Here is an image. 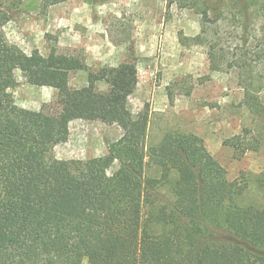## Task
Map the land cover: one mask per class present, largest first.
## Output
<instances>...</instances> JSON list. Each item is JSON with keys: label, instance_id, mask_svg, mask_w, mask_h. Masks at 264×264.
<instances>
[{"label": "trees", "instance_id": "trees-1", "mask_svg": "<svg viewBox=\"0 0 264 264\" xmlns=\"http://www.w3.org/2000/svg\"><path fill=\"white\" fill-rule=\"evenodd\" d=\"M228 1L182 4L202 15L200 34L184 43L208 44V27ZM60 2L43 0L46 7ZM10 21L0 1V264H264V209L239 204L245 186L228 179L198 136L168 134L146 151L143 128L130 125L110 149V164L119 162L114 173L58 161L55 148L72 121L129 125L136 64L90 72L88 85L73 89L71 76L87 69L84 61L56 50L27 54L8 41ZM18 72L58 91L57 102L39 112L19 107L12 93ZM100 82L107 91L96 89ZM226 145L242 159L260 142L238 135ZM149 166L159 179L146 176ZM259 181L264 188V173ZM165 186L173 199L162 194Z\"/></svg>", "mask_w": 264, "mask_h": 264}, {"label": "rangeland", "instance_id": "rangeland-1", "mask_svg": "<svg viewBox=\"0 0 264 264\" xmlns=\"http://www.w3.org/2000/svg\"><path fill=\"white\" fill-rule=\"evenodd\" d=\"M0 1L11 16L4 28L10 43L27 54L38 50L49 56L56 50L84 61L87 69L71 76L73 89L87 86L90 72L136 64L129 125L72 121L67 141L55 148L58 161L112 174L119 162L110 164V149L128 127L143 128L146 151L168 134H192L204 141L230 181L245 186L239 204L264 209L259 181L264 173V0L226 2L218 23L208 27L205 45L183 41L200 34L202 15L182 4L197 1L201 9L203 0H62L50 7L43 0ZM242 6L249 8L248 17ZM17 78L12 93L19 107L39 112L57 102L58 91L27 83L21 72ZM96 89L108 86L100 82ZM248 90L254 97H247ZM238 135L258 140L259 149L236 159L226 141ZM146 176L159 179L161 172L149 166ZM162 194L173 199L169 186Z\"/></svg>", "mask_w": 264, "mask_h": 264}]
</instances>
